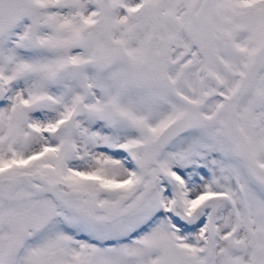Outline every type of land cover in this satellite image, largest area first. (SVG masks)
Wrapping results in <instances>:
<instances>
[{"label":"snow or ice","instance_id":"snow-or-ice-1","mask_svg":"<svg viewBox=\"0 0 264 264\" xmlns=\"http://www.w3.org/2000/svg\"><path fill=\"white\" fill-rule=\"evenodd\" d=\"M0 264H264V0H0Z\"/></svg>","mask_w":264,"mask_h":264}]
</instances>
